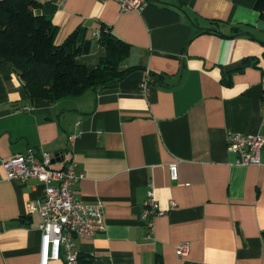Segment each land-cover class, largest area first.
Here are the masks:
<instances>
[{
  "label": "crops",
  "instance_id": "crops-1",
  "mask_svg": "<svg viewBox=\"0 0 264 264\" xmlns=\"http://www.w3.org/2000/svg\"><path fill=\"white\" fill-rule=\"evenodd\" d=\"M40 1L58 43L88 29L80 63L98 65L106 49L92 33L106 26L132 45L122 67L141 68L113 87L32 100L0 58V264H41L30 204L44 185L7 179L1 163L31 148L50 151L55 167L76 161L75 195L103 201L106 230L76 240L93 264H155L158 254L164 264H264V147L261 163L244 165L226 145L228 130L264 135V0H147L128 12L116 0ZM247 56L256 64L226 72ZM150 71L164 83H149ZM150 184L164 211L152 231L142 218Z\"/></svg>",
  "mask_w": 264,
  "mask_h": 264
},
{
  "label": "trees",
  "instance_id": "trees-1",
  "mask_svg": "<svg viewBox=\"0 0 264 264\" xmlns=\"http://www.w3.org/2000/svg\"><path fill=\"white\" fill-rule=\"evenodd\" d=\"M40 0H0V58L8 61L20 75L28 97L58 100L69 95L82 94L89 88L116 86L131 72L141 66L122 67L130 55L132 45L120 38L109 27L101 26L98 42L106 49L96 67L90 69L78 61L83 52L88 29L78 26L63 42L56 37L59 27L51 16L36 12L41 8ZM214 27L205 31L213 32ZM254 38L252 35H250ZM257 57H244L226 70L231 73L250 64ZM165 75L150 71L148 82L163 84ZM80 264H93V260L80 254ZM155 264H164L162 254L155 257Z\"/></svg>",
  "mask_w": 264,
  "mask_h": 264
},
{
  "label": "built area",
  "instance_id": "built-area-1",
  "mask_svg": "<svg viewBox=\"0 0 264 264\" xmlns=\"http://www.w3.org/2000/svg\"><path fill=\"white\" fill-rule=\"evenodd\" d=\"M107 1V0H101ZM122 12L141 11L147 0H116ZM93 36L99 38L100 28L93 31ZM142 88L148 87V82L141 83ZM81 133V131H79ZM75 135L70 138L73 139ZM226 145L230 151L238 154L239 164L261 163V151L264 147V135L245 134L233 130L227 131ZM54 155L50 151L29 149L25 153L1 159L6 170L7 179L27 183L37 179L44 185L43 196L30 204L31 212L41 216L39 227L42 230L41 264H48L51 259L64 256L65 264H80V250L77 238H92L106 230V216L102 200L86 202L75 195L74 185L84 176L77 170L78 163L68 161L64 167L53 166ZM171 178H178L176 163L170 166ZM172 205L175 201L172 200ZM164 211L160 209L155 196L154 187L149 185L144 201L142 218L150 231L153 230V218ZM189 251V243L181 242L176 246L178 256H184Z\"/></svg>",
  "mask_w": 264,
  "mask_h": 264
},
{
  "label": "water",
  "instance_id": "water-1",
  "mask_svg": "<svg viewBox=\"0 0 264 264\" xmlns=\"http://www.w3.org/2000/svg\"><path fill=\"white\" fill-rule=\"evenodd\" d=\"M235 30H237V29H235ZM53 162H54V160H53Z\"/></svg>",
  "mask_w": 264,
  "mask_h": 264
}]
</instances>
